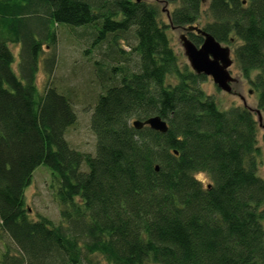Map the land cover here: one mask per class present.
<instances>
[{
	"label": "trees",
	"instance_id": "obj_1",
	"mask_svg": "<svg viewBox=\"0 0 264 264\" xmlns=\"http://www.w3.org/2000/svg\"><path fill=\"white\" fill-rule=\"evenodd\" d=\"M58 27L82 28L110 60L95 62L94 155L66 140L78 116L50 79ZM169 28L233 48L264 126V0H0V227L16 246L0 264H264L262 125L245 105L218 107ZM155 116L165 133L133 125ZM41 165L59 225L26 205Z\"/></svg>",
	"mask_w": 264,
	"mask_h": 264
},
{
	"label": "rangeland",
	"instance_id": "obj_2",
	"mask_svg": "<svg viewBox=\"0 0 264 264\" xmlns=\"http://www.w3.org/2000/svg\"><path fill=\"white\" fill-rule=\"evenodd\" d=\"M207 6L208 4L206 3L204 11L207 10ZM161 8H165V6L162 4ZM163 18L166 20L165 13ZM185 34L186 31L182 29H168L171 46L175 53L180 58L181 62H185L189 65L180 39L181 36ZM57 36L58 41L55 49L57 61L50 79L52 84L56 86L60 92L71 95L78 116L76 124L68 130L66 140L74 149L94 155L96 153V137L92 130V119L99 96L103 93V89L96 75L95 62L103 60L105 57H103L101 51L91 49L90 43L92 37L88 34H84L82 28L71 29L68 27H58ZM122 45L125 46V43ZM229 48L231 50V57L234 60L233 48ZM12 50L15 56L14 68L17 69L19 47L14 46ZM50 53L51 51L48 48L44 49V55L37 73V85L41 90L44 88L47 81L43 59ZM229 71L231 76L236 80L232 84L231 93L220 90L211 77H207L203 82V90L207 94L215 97L218 107L221 110H228L234 105L244 106V103L252 110H257L258 95L254 93L252 87L243 78L235 62L230 67ZM255 115L257 118V114ZM259 146L263 152L259 173L264 177L263 124L259 130ZM83 170H87L85 165L83 166ZM198 177L203 182L204 186L210 183V179L207 175L199 174ZM51 182V170L45 165L39 166L33 174L31 185L26 190L25 200L32 219L44 216L51 219L56 225H59L62 222L60 207L58 202L54 199ZM8 247L12 253L16 251V246L0 227V258Z\"/></svg>",
	"mask_w": 264,
	"mask_h": 264
},
{
	"label": "water",
	"instance_id": "obj_3",
	"mask_svg": "<svg viewBox=\"0 0 264 264\" xmlns=\"http://www.w3.org/2000/svg\"><path fill=\"white\" fill-rule=\"evenodd\" d=\"M189 30L192 31V29ZM198 33L204 37V42L199 47L186 34L180 38L189 66L196 74L211 77L220 90L231 93L232 84L236 80L229 71L234 63L230 48L220 44L212 35L205 31L198 30ZM244 105L246 106L245 103ZM255 112L260 125H262L263 117L261 112L259 110H255ZM133 125L137 129L148 126L160 133H165L168 129L166 121L159 116L151 117L145 122L135 121Z\"/></svg>",
	"mask_w": 264,
	"mask_h": 264
},
{
	"label": "clouds",
	"instance_id": "obj_4",
	"mask_svg": "<svg viewBox=\"0 0 264 264\" xmlns=\"http://www.w3.org/2000/svg\"><path fill=\"white\" fill-rule=\"evenodd\" d=\"M201 175H203V174H201ZM197 178H199V177H197Z\"/></svg>",
	"mask_w": 264,
	"mask_h": 264
}]
</instances>
